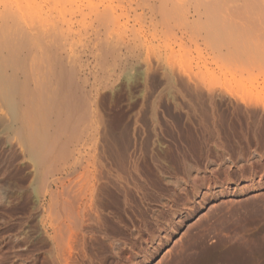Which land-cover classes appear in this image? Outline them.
I'll return each mask as SVG.
<instances>
[{
	"label": "bare ground",
	"instance_id": "1",
	"mask_svg": "<svg viewBox=\"0 0 264 264\" xmlns=\"http://www.w3.org/2000/svg\"><path fill=\"white\" fill-rule=\"evenodd\" d=\"M168 1L175 7L173 11L169 7L173 13L177 3L172 0H0L3 180L21 176L22 168L27 170V185L22 189L32 197L40 234L49 243L51 264H69L73 252L83 251L96 231L105 228L110 207L108 213H113L115 205L128 207L134 193L147 189L142 164L149 153L144 120H150L154 128L162 126L166 89L176 96L213 100V90L193 81L194 76L178 77L163 65L164 24L171 14ZM219 1L224 0H207L203 8L210 12ZM211 36L217 44L224 41L221 35ZM234 41L226 42L229 62L255 64L260 59L264 65L262 40L259 46L255 41L243 49ZM131 70L142 79V102L128 119L122 110L111 113V104L118 81ZM152 159L161 165L160 158L152 155ZM204 185L198 183L195 198L231 189L226 184L200 191ZM11 193V186L3 183L4 206L12 204Z\"/></svg>",
	"mask_w": 264,
	"mask_h": 264
},
{
	"label": "rangeland",
	"instance_id": "2",
	"mask_svg": "<svg viewBox=\"0 0 264 264\" xmlns=\"http://www.w3.org/2000/svg\"><path fill=\"white\" fill-rule=\"evenodd\" d=\"M172 1L177 9L172 13L175 7L168 1L166 7L172 11H166L170 17L166 15L164 24L163 65L178 77L194 76L193 81L213 90V100L186 95L176 99L166 89L162 126L154 128L144 120L147 189L134 193L128 207L115 205L108 213L110 207L105 216L108 228L97 230L83 251H74L69 264H264V65L260 59L241 64L225 57L229 40L237 39L240 49L255 41L264 45V4L224 0L208 12L203 8L207 0ZM215 34L224 41L217 44L211 36ZM120 79L111 113L122 110L129 119L142 102V79L135 70ZM152 155L162 160L160 166ZM21 171L23 178L16 175L4 181L0 161V264H51L32 197L22 189L27 170ZM200 182L205 183L203 192L226 184L231 189L209 191L197 199ZM3 183L11 186L9 206L3 205Z\"/></svg>",
	"mask_w": 264,
	"mask_h": 264
}]
</instances>
